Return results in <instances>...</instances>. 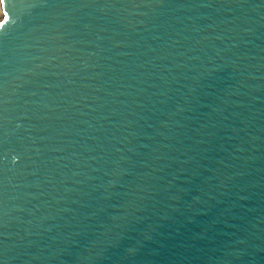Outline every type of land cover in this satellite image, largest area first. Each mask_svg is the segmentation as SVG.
I'll return each mask as SVG.
<instances>
[{
    "label": "water",
    "instance_id": "obj_1",
    "mask_svg": "<svg viewBox=\"0 0 264 264\" xmlns=\"http://www.w3.org/2000/svg\"><path fill=\"white\" fill-rule=\"evenodd\" d=\"M0 264H264V0H3Z\"/></svg>",
    "mask_w": 264,
    "mask_h": 264
},
{
    "label": "rangeland",
    "instance_id": "obj_2",
    "mask_svg": "<svg viewBox=\"0 0 264 264\" xmlns=\"http://www.w3.org/2000/svg\"><path fill=\"white\" fill-rule=\"evenodd\" d=\"M6 17H7V12L4 8L3 0H2V3L0 4V24L6 19Z\"/></svg>",
    "mask_w": 264,
    "mask_h": 264
},
{
    "label": "bare ground",
    "instance_id": "obj_3",
    "mask_svg": "<svg viewBox=\"0 0 264 264\" xmlns=\"http://www.w3.org/2000/svg\"><path fill=\"white\" fill-rule=\"evenodd\" d=\"M2 3V0H0V4Z\"/></svg>",
    "mask_w": 264,
    "mask_h": 264
}]
</instances>
